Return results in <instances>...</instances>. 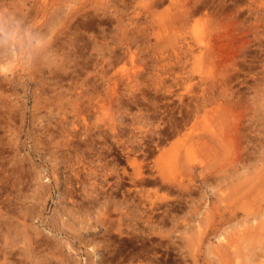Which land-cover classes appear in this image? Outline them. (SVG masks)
<instances>
[{"label":"rangeland","instance_id":"rangeland-1","mask_svg":"<svg viewBox=\"0 0 264 264\" xmlns=\"http://www.w3.org/2000/svg\"><path fill=\"white\" fill-rule=\"evenodd\" d=\"M0 19L38 41L0 45V264H264V190L234 187L264 179V0H0Z\"/></svg>","mask_w":264,"mask_h":264},{"label":"bare ground","instance_id":"bare-ground-1","mask_svg":"<svg viewBox=\"0 0 264 264\" xmlns=\"http://www.w3.org/2000/svg\"><path fill=\"white\" fill-rule=\"evenodd\" d=\"M172 1H173V0H172ZM178 1H179V0H178ZM155 2H156V0H155ZM170 2H171V1H170ZM181 2H182V1H181ZM200 2H201V1H200ZM209 2H210V1H209ZM224 2H225V1H224ZM176 4H177V3H176ZM181 4H182V3H181ZM181 4H180V5H181ZM199 4H200V3H199ZM171 5H172V4H171ZM173 5H174V4H173ZM204 5H205V4H204ZM181 6H182V5H181ZM197 6H198V5H197ZM200 6H202V5L200 4ZM176 7H177V5H176ZM166 9H167V8H166ZM168 10H169V9H167V11H168ZM171 10H172V9H171ZM171 10H170V12H172ZM203 10H204V9H203ZM170 12H169V13H170ZM187 13H188V12H187ZM171 14L175 15L174 13H171ZM171 14H168V15H171ZM170 19L172 20V18H170ZM1 65H2V64H1ZM2 66H4V65H2ZM2 66H1V67H2ZM6 67H7V66L5 65L3 68L5 69ZM3 68H2V69H3ZM6 69H8V68H6ZM220 135H221V134H220ZM219 137H220V136H218V138H219ZM221 137H222V136H221ZM218 140H219V139H218ZM155 141H156V140H155ZM158 142H159V141H158ZM223 142H224V141H223ZM151 144H152V143H151ZM220 144H221V141H220ZM145 148H146V146H145ZM140 149H141V148H140ZM149 150H150V149H149ZM232 156H233V154H232ZM260 158H261V157H260ZM128 160H130V159H128ZM128 162H129V161H128ZM254 162H255V161H254ZM259 163H260V162H259ZM261 163H263V165H264V162H263V161H262ZM139 165L141 166L142 164H139ZM257 165H258V164H257ZM263 165H262V167H263ZM142 166H143V165H142ZM132 167H133V166H132ZM262 167H261V168H262ZM137 168H138V167H137ZM137 168H135L133 171L136 172V175H140V178H141V174L143 173V171H141V170H137ZM139 169H140V168H139ZM142 169H143V168H142ZM144 170H145V169H144ZM254 170H255V169H254ZM122 171H123V170H122ZM159 172H160V171H159ZM251 173H252V172H251ZM256 173H257V171L254 173V175H256ZM151 174H152V173H151ZM156 174H157V173H156ZM165 174H166V172H165ZM238 174H239V172H238ZM260 174H261V173H260ZM142 175H144V174H142ZM154 175H155V174H154ZM172 175H173V174H172ZM245 175H246V174H245ZM245 175H244V179L246 178V179H245V182H246V180H247L248 178H247V175H246V176H245ZM248 175L250 176V174H248ZM155 176H156V175H155ZM158 176H159V178H161V179L163 180V182H164V184H165V181H164V180H166L168 177H166L162 172L158 173ZM215 176H217V175H215ZM240 176H241V175H240ZM240 176H239V177H240ZM144 177H146V176H144ZM170 177H171V176H170ZM239 177H238V178H239ZM252 177H254V176H252ZM263 177H264V176H263ZM140 178H139V179H140ZM154 178H155V177H154ZM261 178H262V177H261ZM145 179H146V178H145ZM174 179H175V178H174ZM234 179L236 180L235 177H234ZM256 179H257V178H256ZM133 180H135V179H133ZM133 180H131V181L133 182ZM153 180H154V179H153ZM159 180H160V179H159ZM176 180H177V179H176ZM202 180H203V179H202ZM131 181H130V182H131ZM135 181H137V180H135ZM135 181H134V182H135ZM150 181H151V180H150ZM232 181H233V179H232ZM247 181H248V180H247ZM259 181H260V180H259ZM137 182H138V181H137ZM139 182H140V181H139ZM142 182L145 183V181H142ZM148 182H149V181H148ZM152 182H153V181H152ZM159 182H160V181H159ZM166 182H167V181H166ZM171 182H173V181H170V183H171ZM175 182H176V181H175ZM181 182H182V181H181ZM128 183H129V182H128ZM144 183H143V184H144ZM170 183H169L168 185H170ZM230 183H231V182H230ZM233 183H234V182H233ZM237 183H241V182L238 181ZM120 184H121V183H120ZM150 184H151V182H150ZM158 184H159V187H160V184H161V183H158ZM158 184H157V185H158ZM162 184H163V183H162ZM166 184H167V183H166ZM193 184H194V183H193ZM243 184H244V183H243ZM122 185H123V184H122ZM145 185H146V184H145ZM147 185H148V184H147ZM155 185H156V184H155ZM180 185H181V184H180ZM180 185H179V186H180ZM194 185H195V184H194ZM231 185H232V183H231ZM153 186H154V185H153ZM163 186H164V185H163ZM165 186H166V185H165ZM179 186H177V187H179ZM186 186H187V185H186ZM235 186H237V187H235ZM238 186L241 187V185H239V184H236V183L234 184L235 192H236V194H237V197H238V195H239V196L241 195L242 197H244V196H246V195H250V194H253V195H254V194H257V193L263 192V190H264V179H263L262 182H258L257 180L254 181V182L252 183V185H251L250 187H248V188H244V189H242V188H240V187H238ZM261 186H262V187H261ZM120 187H121V186H120ZM120 187H119V188H120ZM170 187H171V185H170ZM189 187H191V186H189ZM128 188H129V187H128ZM128 188H127V191H128ZM133 188H134V187H132V189H133ZM146 188H147V186H146ZM150 188H151V186H150ZM150 188L145 189V190L143 189V191H138V193H137V192H136V193L138 194L137 197H138V198L141 200V202L143 203V204H142V203L140 202V203L142 204V206L147 204V207H148L149 209H152V210H149V211H148V210H146V209H147V207H146L145 210H146L147 212H151V213L153 212V213H154L153 210H154L155 208L159 207V209H160V205H161L160 203L162 202V200H161V202H158V200H157V199L159 198V195H158V189H159V188L157 187L158 189H154V188H153L154 190H152V189L149 190ZM162 188H163V187H162ZM162 188H161V189H162ZM173 188H174V187H173ZM186 188H187V187H186ZM193 188H194V187H192V190H193ZM176 189H177V188H176ZM262 189H263V190H262ZM133 190H135V188H134ZM168 190H170V189L168 188ZM185 190H186V189H185ZM185 190H184V191H185ZM187 190H188V189H187ZM190 190H191V189H190ZM197 190H198V189H197ZM204 190H205V189H204ZM241 190H244V191H241ZM261 190H262V191H261ZM129 191H130V190H129ZM136 191H137V190H136ZM175 191H176V190H175ZM181 191H183V190H181ZM185 192H186V191H185ZM192 192H193V191H192ZM222 192H224V191H222ZM244 192H245V194H244ZM124 193H125V192H124ZM129 193H130V192H129ZM182 193H183V192H182ZM194 193H196V192H194ZM198 193H199V192H198ZM204 193H205V192H204ZM204 193H202V194H204ZM133 194H134V193H133ZM224 194H225V193H224ZM182 195H183V194H182ZM185 195H186V194H185ZM261 195H262V194H261ZM130 196H131V195H130ZM200 196H201V195H200ZM202 196H203V195H202ZM255 196H257V195H255ZM179 197H181V196H179ZM192 197H193V196H192ZM233 197H234V196H233ZM253 197H254V196H253ZM257 197H258V196H257ZM130 198H131V197H130ZM185 198H186V197H185ZM167 199H168V198H167ZM174 199H175V198H174ZM183 199H184V198L182 197V199H180V200H183ZM165 200H166V199H165ZM175 200H176V199H175ZM184 200H185V199H184ZM187 200H188V199H187ZM174 202L176 203V201H174ZM236 202H237V199H236ZM137 203H138V202H137ZM140 203H139V204H140ZM163 203H164V202H163ZM166 203H167V202H166ZM166 203L163 204V205H166ZM168 203H169V202H168ZM237 203H238V202H237ZM141 204H140V205H141ZM169 204H170V203H169ZM173 204H174V203H173ZM176 204H177V203H176ZM179 204H180V202H179ZM167 205H168V204H167ZM238 205H239V204H238ZM137 206H138V205H137ZM164 207H166V206H164ZM169 207H170V205H169ZM180 207L182 208V205H181ZM180 207H179V208H180ZM181 208H180V209H181ZM240 208H241V207H240ZM157 209H158V208H157ZM167 210H168V209H167ZM156 212H157V211H156ZM167 212H170V210H169V211H166V213H167ZM172 212H173V210H172ZM162 213H163V212H162ZM149 214H150V213H149ZM149 214H148V215H149ZM154 214H155V213H154ZM154 214H153V215H154ZM167 214H169V213H167ZM144 215L146 216V214H144ZM151 215H152V214H151ZM159 215H160V213H159ZM159 215H158V216H159ZM174 215H175V212H174ZM141 216L143 217V215H141ZM165 216H166V215H165ZM244 216H245V215H244ZM149 217H150V216H149ZM154 217H155V215H154ZM156 217H157V215H156ZM156 217H155V220H154V221H156ZM168 217H169V216H168ZM168 217H167V218H168ZM144 218H145V217H144ZM162 218H163V217H162ZM164 218H165V217H164ZM164 218H163V219H164ZM244 218H245V217H244ZM242 219H243V218H242ZM165 220H167V219H165ZM243 220H244V219H243ZM146 221H147V220H146ZM149 221H150V219H149ZM152 221H153V219H152ZM160 221H161V220H160ZM22 222H23V221H22ZM143 222H144V221H143ZM239 222H240V221H239ZM242 222H243V221H242ZM141 223H142V222H141ZM257 223L259 224V222H256V225H257ZM23 224H24V223H23ZM148 224H149V226H151L150 223H148ZM148 224H147V225H148ZM147 225H146V226H147ZM254 225H255V224H254ZM142 226H143V225H142ZM255 227H257L256 229H258V230H259V228H260V230H263V232H264V227H263V229H261V225H259V226H255ZM144 228H145V227H144ZM258 230H257V231H258ZM260 230H259V231H260ZM24 231H26V230H24ZM24 231H23L22 233H24ZM247 231H248V229H247ZM252 231H254V230H252ZM15 232H16V230H14L13 234H14ZM263 232L261 231L260 234L263 233ZM16 233H17V232H16ZM16 233H15V234H16ZM252 233H253V232H252ZM24 234H25V233H24ZM250 235H251V234H250ZM253 236H254V235H253ZM261 236H262V235H261ZM2 237H3V236H2ZM25 237H26V235H25ZM36 237H37V236H36ZM254 237H255V236H254ZM263 237H264V235H263ZM31 238H32V237H31ZM254 239H255V238H254ZM254 239L252 238V240H254ZM259 239H261V238H259ZM6 240H7V239H6ZM6 240H5V242H7ZM13 241H15V240H13ZM27 241H28V240H27ZM258 241H259V240H258ZM258 241H257V243H258ZM25 242H26V241H25ZM259 242H260V241H259ZM262 242H263V241H261V243H262ZM10 243H11V242H10ZM10 243H9V244H10ZM16 243L18 244V242L15 241L14 244L16 245ZM28 243H29V242H27L26 244H28ZM33 243H34V241H33ZM35 243H36V242H35ZM51 243H53V242H51ZM261 243H259V244H261ZM7 244H8V242H7ZM11 244H12V243H11ZM11 244H10V245H11ZM53 244H54V243H53ZM263 244H264V243H263ZM5 245H6V243H5ZM12 245H13V244H12ZM28 245H29V244H28ZM28 245H27V246H28ZM34 245H37V244H34ZM13 246H14V245H13ZM41 246H42V244H41ZM45 246H46V245H45ZM50 246H52V248H55V247H56L57 249H59L58 246H56V245H54V246H55V247H54L53 245H50V244H49L48 247L50 248ZM247 246H248V245H247ZM3 247H4V246H3ZM33 247H34V246H33ZM38 247H39V246H38ZM38 247L35 246V248L39 249ZM43 247H44V246H43ZM257 247L260 249L259 246H257ZM18 248H19V247H18ZM27 248H28V247H27ZM46 248H47V247H46ZM52 248H51L50 250H53ZM2 249H3V248H2ZM7 249H11V250H12V247H11V248H6V249H5L6 251L4 250V252H7ZM16 249H17V248H16ZM19 249H20V248H19ZM40 249H41V248H40ZM248 249H250V248L248 247ZM11 250H8L9 254L12 253ZM13 250H14V249H13ZM20 250H21V249H20ZM34 250H35V249H34ZM50 250H48V253H49V255H50L51 257H49V256L47 255V254H48L47 252H46V254L43 253V254L47 255V256H45V257H46V260H47V257H48V260H49L48 263L52 262L51 258H53V257L55 256V254H54V256H53V254H52L53 252H52V253L49 252ZM240 250H241V248H240ZM253 250H254V249H253ZM255 250L258 251V249H255ZM255 250H254V251H255ZM0 251H1V246H0ZM2 251H3V250H2ZM15 251H18V250H15ZM15 251H14V252H15ZM23 251H25V249L22 250V251H19V253L21 254ZM35 251H36V250H35ZM37 251H38V250H37ZM42 251H43V250H42ZM249 251H251V249H250ZM56 252H57V251H56ZM60 252H61V249H59V252H57V253H60ZM240 252H241V251H240ZM244 252H245V251H244ZM244 252H243V253H244ZM251 252H252V253H251ZM251 252H250V255H251L250 259H251V260H252L253 258H255V256H256V258H257V255H258V254H259L260 256H264V249H263V252H259V253H258V252L253 253V251H251ZM2 253H3V252H2ZM19 253H18V254H19ZM24 253H25V252H23V254H24ZM34 253H35V252H34ZM39 253H40V252H39ZM41 253H42V252H41ZM243 253H242V254H243ZM6 254H7V253H6ZM20 254H19V255H20ZM23 254H21L22 257H23V256L25 257V255H23ZM25 254H27V253H25ZM51 254H52V255H51ZM254 254H256V255H254ZM37 255L39 256L40 254H37ZM37 255H36V256H37ZM7 256L9 257L10 255L7 254ZM7 256H6V257H7ZM52 256H53V257H52ZM247 256H248V255H247ZM6 257H5V258H6ZM19 257H20V259H21V256H19ZM42 257H43V256H42ZM45 257H43V259H44ZM57 257H58V256H57ZM234 257H235V256H234ZM1 258L3 259L4 257L1 256ZM14 258H15V257H14ZM32 258H33V257H32ZM49 258H50V259H49ZM58 258H59V257H58ZM58 258H57V259H58ZM7 259H8V258H7ZM7 259H6V260H7ZM22 259H23V258H22ZM257 259H259V258H257ZM263 259H264V258H263ZM8 260L10 261L11 259L9 258ZM8 260H7V261H8ZM15 260H16V259H15ZM15 260H14V262H15ZM28 260H29V259H28ZM48 260H47V261H48ZM50 260H51V261H50ZM60 260H61V259H60ZM25 261H26V260H25ZM25 261H24V262H25ZM37 261H38V258H37ZM37 261H34V263L37 262ZM236 261H237V260H236ZM3 262H4V259L2 260V263H1V264H5V263H3ZM14 262H12V263H14ZM16 262H17V261H16ZM22 262H23V261H22ZM38 262H39V261H38ZM58 262H59V261H58ZM58 262H57V263H58ZM237 262H238V261H237ZM260 262H261V259H260ZM10 263H11V262H9V263H7V264H10ZM19 263H20V261H19ZM25 263H27V261H26ZM25 263H24V264H25ZM28 263H29V261H28ZM39 263H40V262H39ZM52 263H54V261H53ZM254 263H255V262H254ZM263 263H264V262H263ZM30 264H31V263H30ZM35 264H36V263H35ZM46 264H47V263H46ZM54 264H55V263H54ZM58 264H60V263H58ZM257 264H258V263H257Z\"/></svg>","mask_w":264,"mask_h":264},{"label":"clouds","instance_id":"clouds-1","mask_svg":"<svg viewBox=\"0 0 264 264\" xmlns=\"http://www.w3.org/2000/svg\"><path fill=\"white\" fill-rule=\"evenodd\" d=\"M20 25L18 22L9 21L5 23L3 19H0V45L8 44L15 52L17 50V43L22 46L28 43H37L36 38L31 33L25 37L20 32Z\"/></svg>","mask_w":264,"mask_h":264}]
</instances>
